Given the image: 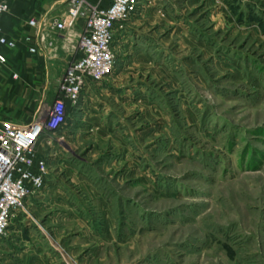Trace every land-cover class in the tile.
I'll return each mask as SVG.
<instances>
[{
	"label": "rangeland",
	"instance_id": "374dc122",
	"mask_svg": "<svg viewBox=\"0 0 264 264\" xmlns=\"http://www.w3.org/2000/svg\"><path fill=\"white\" fill-rule=\"evenodd\" d=\"M75 1L76 26L43 43L71 35L73 56L26 110L62 99L100 6ZM141 9L151 12L129 20L135 50L106 93L67 102L64 123L35 145L44 185L0 240V264H264V0Z\"/></svg>",
	"mask_w": 264,
	"mask_h": 264
},
{
	"label": "built area",
	"instance_id": "2783aa9c",
	"mask_svg": "<svg viewBox=\"0 0 264 264\" xmlns=\"http://www.w3.org/2000/svg\"><path fill=\"white\" fill-rule=\"evenodd\" d=\"M71 2V9L62 15L42 13L28 21V25L38 33L32 52L44 47L50 33H67L76 26L82 16L81 5L75 0ZM143 4L144 0H112L108 6H99L88 23L80 54L72 62L61 86L62 99L52 108L43 103L29 123L0 120V240L15 220L29 215L27 202L31 191L44 185L45 161H39V170L34 171L35 145L46 128L57 129L64 123L67 102L70 108L77 106L90 82H103L116 72L117 29L124 28ZM9 9L8 1L0 0V19ZM0 44L8 48L16 46V42L4 35L1 29ZM6 61V57L0 54V62ZM13 77L18 76L15 74Z\"/></svg>",
	"mask_w": 264,
	"mask_h": 264
},
{
	"label": "crops",
	"instance_id": "0c3cea01",
	"mask_svg": "<svg viewBox=\"0 0 264 264\" xmlns=\"http://www.w3.org/2000/svg\"><path fill=\"white\" fill-rule=\"evenodd\" d=\"M7 1L10 9L3 18L0 19V29L4 35L16 42V46L14 48H8L7 46L0 44V54L4 55L7 59L6 63L0 62V120L7 119L18 124H26L34 119L43 104L40 102L37 110H34L32 107L29 108L30 110H26L28 100L36 98V96H38L37 94H40V98L42 99L46 98V91L49 84L55 82L54 80L56 77H59L62 68L65 67L74 52L71 35H59L57 37V41L60 43L59 46L57 45L54 48L48 49L45 47L37 48L36 52H32L31 48L35 46V39L38 36V33L28 25V21L32 17L38 16L44 12L50 14V11H55L57 7L65 4L67 0ZM86 1L92 5L100 6H108L112 2V0ZM141 11L143 10L140 9V11L132 17L135 26L138 23L140 24L139 17L143 16V14L141 15ZM147 11L143 12L148 15L151 11ZM131 24V21L127 22L124 28L117 29L116 48L118 54V66L121 65L123 56L126 57L130 52L132 53L135 50L134 44L137 41H132V31L134 29L132 26L134 25ZM28 38L31 40L29 41ZM123 60L127 65L130 63V59ZM13 73L19 74V77L14 78L12 75ZM114 75L115 74L108 79L114 78ZM103 82H90L85 90L86 95L92 96L93 98L95 94L97 96L101 95L100 91L105 94L106 88L103 85ZM29 83H36V85L34 87L29 85ZM39 84L44 88H41ZM20 100L23 105L17 106V102ZM27 204L29 207L30 197L28 198ZM16 221L20 222L18 219ZM9 255L7 256L8 259L15 258V256L13 257ZM18 255H22L23 258H25L27 253L19 252ZM9 264H12V262H9Z\"/></svg>",
	"mask_w": 264,
	"mask_h": 264
}]
</instances>
